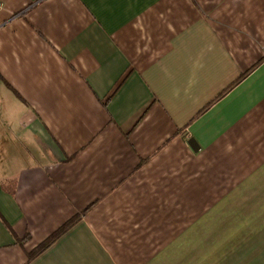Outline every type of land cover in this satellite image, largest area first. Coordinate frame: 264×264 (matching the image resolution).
Listing matches in <instances>:
<instances>
[{"label": "crops", "instance_id": "crops-1", "mask_svg": "<svg viewBox=\"0 0 264 264\" xmlns=\"http://www.w3.org/2000/svg\"><path fill=\"white\" fill-rule=\"evenodd\" d=\"M1 1L0 264H264V0Z\"/></svg>", "mask_w": 264, "mask_h": 264}, {"label": "trees", "instance_id": "trees-1", "mask_svg": "<svg viewBox=\"0 0 264 264\" xmlns=\"http://www.w3.org/2000/svg\"><path fill=\"white\" fill-rule=\"evenodd\" d=\"M75 217L66 221L62 226H60L56 231H54L51 235H49L45 240L39 243L33 250L28 254V258H32L39 252L43 250V248L47 247L51 242H53L59 234H61L66 228H68L74 221Z\"/></svg>", "mask_w": 264, "mask_h": 264}, {"label": "built area", "instance_id": "built-area-1", "mask_svg": "<svg viewBox=\"0 0 264 264\" xmlns=\"http://www.w3.org/2000/svg\"><path fill=\"white\" fill-rule=\"evenodd\" d=\"M2 6L3 4H2V1L0 0V10L2 9Z\"/></svg>", "mask_w": 264, "mask_h": 264}]
</instances>
